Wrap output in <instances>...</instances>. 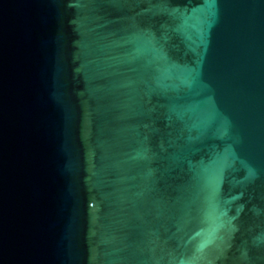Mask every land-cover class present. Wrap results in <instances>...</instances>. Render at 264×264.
I'll return each instance as SVG.
<instances>
[{
	"label": "water",
	"instance_id": "obj_1",
	"mask_svg": "<svg viewBox=\"0 0 264 264\" xmlns=\"http://www.w3.org/2000/svg\"><path fill=\"white\" fill-rule=\"evenodd\" d=\"M0 264H264V0H0Z\"/></svg>",
	"mask_w": 264,
	"mask_h": 264
}]
</instances>
